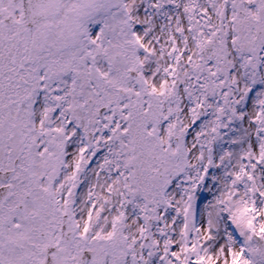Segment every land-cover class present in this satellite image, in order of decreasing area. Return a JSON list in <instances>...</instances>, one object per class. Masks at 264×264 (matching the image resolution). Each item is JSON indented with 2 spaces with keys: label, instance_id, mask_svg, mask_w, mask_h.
Wrapping results in <instances>:
<instances>
[{
  "label": "snow or ice",
  "instance_id": "obj_1",
  "mask_svg": "<svg viewBox=\"0 0 264 264\" xmlns=\"http://www.w3.org/2000/svg\"><path fill=\"white\" fill-rule=\"evenodd\" d=\"M0 264H264V0H0Z\"/></svg>",
  "mask_w": 264,
  "mask_h": 264
}]
</instances>
